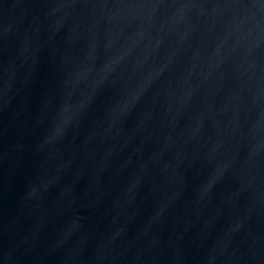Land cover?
<instances>
[{
	"label": "water",
	"instance_id": "water-1",
	"mask_svg": "<svg viewBox=\"0 0 264 264\" xmlns=\"http://www.w3.org/2000/svg\"><path fill=\"white\" fill-rule=\"evenodd\" d=\"M0 264H264V0H0Z\"/></svg>",
	"mask_w": 264,
	"mask_h": 264
}]
</instances>
